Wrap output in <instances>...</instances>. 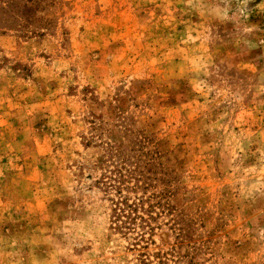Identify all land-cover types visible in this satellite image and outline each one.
Segmentation results:
<instances>
[{
	"label": "rangeland",
	"instance_id": "obj_1",
	"mask_svg": "<svg viewBox=\"0 0 264 264\" xmlns=\"http://www.w3.org/2000/svg\"><path fill=\"white\" fill-rule=\"evenodd\" d=\"M0 264H264V0H0Z\"/></svg>",
	"mask_w": 264,
	"mask_h": 264
}]
</instances>
